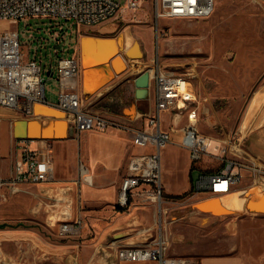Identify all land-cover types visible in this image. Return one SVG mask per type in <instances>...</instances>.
<instances>
[{"label":"rangeland","instance_id":"rangeland-1","mask_svg":"<svg viewBox=\"0 0 264 264\" xmlns=\"http://www.w3.org/2000/svg\"><path fill=\"white\" fill-rule=\"evenodd\" d=\"M120 1L126 3V0ZM103 24L114 27V30L101 32L99 27ZM154 24L147 6L130 9L123 15L122 20H108L94 26L78 24L72 18L59 16L33 15L21 19L0 20V28L19 30L25 54L36 57L42 64L48 98L52 102L56 101L55 91L58 87L55 76L48 74V69H55L63 57L73 54L79 57L83 35L106 34L108 37L114 36L113 39L99 42L92 55L85 54L86 62L90 64L98 59L105 60L113 53L114 47L124 51L126 44L129 47L138 39L144 49L143 57L133 49L131 56L137 58H130L129 65L120 73L127 72L130 82L141 70L137 69L133 62L141 60L144 66L150 61L155 49L159 50L163 63L178 72H185L192 63L195 64V75L191 81L196 95L194 105L198 108L197 125L203 133L213 137L237 133L247 135L250 128L264 122V0H216V8L209 17L161 18L158 28ZM116 65L118 72L125 68L118 62ZM103 68L106 69V65ZM97 77L95 74L90 85ZM86 89L89 87L86 86ZM128 89L125 87V90ZM164 120L165 125L172 124L167 114ZM58 127V134H64L62 127ZM174 130L180 132L179 127ZM75 135L76 132L68 137ZM171 144L165 163L173 167L179 165L178 170L183 173L185 164L179 162L186 160L184 150L179 149L176 141ZM210 161L211 159L204 158L198 164L189 166V177L195 182L203 170L215 168L216 162ZM126 170V166L121 168L122 177ZM177 174L173 173L171 180L174 186L179 184L182 187L185 185V179L181 174ZM191 185L192 181L187 188L183 187L178 192H167L166 195V226L170 235L171 253L197 260L194 255L196 249L205 248L218 254L231 253L237 248L252 255L264 251V212L246 210V201L252 191L247 193L240 187L230 194H238V198L216 199L215 203L229 201L231 205L226 209H218L222 215L213 216L199 214L200 212L194 210L193 206L198 202L195 196L206 195L194 194ZM186 191L188 194L184 197L174 196ZM229 212L233 213L227 214ZM230 219L237 222L235 235L227 226ZM0 223H4L0 228H26L28 231L24 236L0 239L3 258H0V264L132 263L116 258L112 235L104 240L105 245L98 249L94 247L90 257L87 256L88 251L81 256L82 245L78 247V252L72 250L71 245L78 246L85 238L80 234L62 237L58 233V225H49L43 214L32 215L15 211ZM122 234L124 233L119 235Z\"/></svg>","mask_w":264,"mask_h":264},{"label":"built area","instance_id":"built-area-1","mask_svg":"<svg viewBox=\"0 0 264 264\" xmlns=\"http://www.w3.org/2000/svg\"><path fill=\"white\" fill-rule=\"evenodd\" d=\"M259 1V0H255ZM147 6L157 28L161 18L202 19L215 10L216 0H0V20L21 19L27 16H59L72 18L78 24L94 26L108 20H122L130 9ZM140 20L139 18H136ZM18 29L0 28V105L13 109L19 116H34L38 104L62 110L68 126L75 132L116 128L130 133L135 145L146 148L134 153L127 163L118 191V203L128 206L134 201L156 208L154 225L142 228L146 238L136 243L119 244L117 257L128 261H153L154 264H197L185 255L170 254V235L167 230L168 207L163 184L162 150L173 141L175 127L180 128L179 144L189 151L191 162L202 159L216 162L214 169L203 171L193 183L194 194H229L239 187L260 186L264 191V160L252 156L244 148L243 135L226 134L213 137L200 131L197 125L198 108L192 87L195 64L185 72L168 68L155 49L141 72H150V91L155 107L146 113L148 121L142 126L125 115H111L91 108L92 94L81 86V61L77 54L63 57L48 74L57 82L56 101L48 99L45 72L36 57L25 54ZM179 114L177 115V113ZM170 116L171 125L164 124ZM28 139V138H23ZM32 140V139H29ZM46 148H31L23 143L9 178L3 177L0 164V186L15 192L19 185L51 180L55 176L51 142ZM79 179L93 182L88 166L79 162ZM81 214L62 219L58 233L63 237L78 235L83 227ZM140 231V230H137Z\"/></svg>","mask_w":264,"mask_h":264},{"label":"crops","instance_id":"crops-1","mask_svg":"<svg viewBox=\"0 0 264 264\" xmlns=\"http://www.w3.org/2000/svg\"><path fill=\"white\" fill-rule=\"evenodd\" d=\"M113 28L104 24L99 27L103 33L113 31ZM127 46L126 44V48ZM141 47L144 51L142 45ZM79 51L81 86L85 94H92V97H94L91 108L111 115H125L133 118L135 119L134 123L138 126H142L148 121L146 113L152 111L155 107L152 92L150 91L147 97L138 98L135 94V77L132 82H130L127 72L114 77L116 74L110 59H108V64H105L106 69H104V74L107 77L106 81L94 91L86 89L85 69L93 65L83 61L81 44ZM124 59L127 62L125 57ZM94 76L95 74H91L88 77L89 84ZM125 87L129 89L125 90ZM46 91L48 97V88ZM34 116L41 118L43 122L61 116L68 123L67 119L64 118V112L55 106L38 104ZM18 117L21 116L17 115L13 109L0 105V164L3 177L9 178L11 176L14 164L21 154L19 145L26 143L31 148L43 149L48 147V141L51 142V150L54 156L55 176L47 181L20 184L19 189L15 192L8 187L0 186V221L5 219L7 215H12L17 211L32 215L43 214L46 216L49 225L57 226L60 220L73 218L81 214L84 224L80 235L85 239L78 246L76 245L77 247L72 244L71 249L78 252V247L82 245L81 250L83 252L81 256L88 251L87 256L89 257L92 255L94 247L98 249L101 245H105L103 242L110 235L114 238L112 245L116 246L115 255L117 259H119L117 257V246L119 244L136 243L146 238L147 233L141 232V229L154 225L156 208L151 204H143L137 201L128 206H121L118 203V191L123 178L121 168L123 166L127 168L128 160L132 154L145 151L146 148L135 145L130 133L116 128L83 130L76 133L78 138H76V135L72 138L67 136L62 139L40 138L29 140L17 138L14 132V121ZM180 132L174 130L172 135L173 142L176 141L179 149L184 150L186 155V160L179 162V164H185L184 174L178 170L179 165L173 167L171 164L167 163L166 165L165 163L167 151L172 144L169 143L162 150L163 184L166 195L167 192H178L183 187L187 188L191 181V186H193L194 182L192 177H189L190 169L188 167L193 164L189 157V151L179 144ZM243 144L249 154L264 160V122L250 128L247 135H243ZM79 161H83L88 166L93 177L92 183L79 179L77 173ZM206 171L210 170L207 169ZM175 172L181 174L185 179L184 186L180 187L179 184L174 186L171 175ZM13 194L15 195L11 196ZM225 195L227 194L219 196L223 197ZM203 201L201 199L199 202ZM215 212L223 214L219 210ZM199 214L207 215L208 213L200 212ZM227 226L231 233L235 235L237 222L235 223L234 220L230 219ZM119 232L124 234L119 235L121 234ZM27 234L26 228H0V239L20 237ZM116 234L119 236L116 237ZM169 253L176 254L170 251ZM194 255L197 257V264H264V251L252 255L250 252L238 250L237 248L236 251L231 253L218 254L204 248L203 250L196 249ZM77 260L79 261L78 258ZM119 260L132 262L131 264H154L153 261Z\"/></svg>","mask_w":264,"mask_h":264},{"label":"water","instance_id":"water-1","mask_svg":"<svg viewBox=\"0 0 264 264\" xmlns=\"http://www.w3.org/2000/svg\"><path fill=\"white\" fill-rule=\"evenodd\" d=\"M94 37L99 38H108L106 34L94 35ZM82 42V41H81ZM121 46V44H120ZM82 48V45H81ZM136 49L138 55L143 57L144 51L142 50L141 43L138 39H135L132 45L127 47L124 51L120 50L110 56V60L114 65L115 74L118 75L125 71L127 66L129 65V59H136V56H131L132 50ZM123 53V54H122ZM127 59H124V57ZM122 58L124 61V70L118 72V67L116 62H118V58ZM121 66V64H120ZM134 82L136 85L135 94L138 98L147 97L150 93V72L148 69H145L138 73ZM36 108V107H35ZM179 112L177 113V115ZM62 127V135L58 134L59 127ZM14 132L17 138H28V139H62L69 135H73L75 132L74 126L66 123V120L61 116L56 119H47L45 122L41 120V118L37 116H21L15 119L14 121ZM219 195H210L206 197V200L203 202H195L194 210L197 212H205L213 216L222 215L217 214L215 211H218V206L215 203V200L218 199ZM247 210L255 211V212H264V193H259L257 196L252 194L247 200ZM212 213V214H211ZM233 213V212H230ZM227 213V214H230ZM226 214V215H227Z\"/></svg>","mask_w":264,"mask_h":264},{"label":"bare ground","instance_id":"bare-ground-1","mask_svg":"<svg viewBox=\"0 0 264 264\" xmlns=\"http://www.w3.org/2000/svg\"><path fill=\"white\" fill-rule=\"evenodd\" d=\"M89 36V37H88ZM94 35H86V36H82L81 38V41H80V44L82 45V48H81V53H83V61L85 63L86 62V58H85V54L87 55H92L98 48V43L99 42H102L106 39H113V37H108V38H97V37H92ZM117 51H119V49L117 47H114L113 49V53H111L107 60H95L93 62H91L90 64H92L93 66H90L89 68H86L85 69V82H86V86L89 87V89L91 91H94L97 87H99L101 84H103V82L106 80V75L104 74V68L103 66H105V64L107 63L108 59L110 58L111 55H113L114 53H116ZM85 52V53H84ZM124 60L122 58H118V63L121 64V66H124ZM135 63V67L137 69H140L142 64H141V60H136L135 62H133V64ZM108 64V63H107ZM91 74H97L98 77L97 79L95 80V82L90 85L88 83V77L91 75ZM248 122V121H246ZM245 122V123H246ZM245 125V124H244ZM247 128V127H246ZM240 188V187H239ZM238 188V189H239ZM243 189H245L246 191L245 192H250L252 191V194H255L256 196L260 193V192H263V191H260L262 190V188L260 186H252V187H248V188H245L243 187ZM234 192V191H233ZM231 192V193H233ZM231 193L223 196L225 200H231L233 197H236L238 198L239 195L238 194H233V195H230ZM251 194V195H252ZM197 197L196 199L198 200V202L203 199V198H206L207 196H195ZM223 197H219L218 199H222ZM248 200V199H247ZM242 203V202H241ZM229 204L231 205V203H229V201H225V202H222V203H219L217 202L216 205L218 206V209L222 210V209H226ZM246 207H247V201H246ZM247 210V209H246ZM121 233V232H119ZM118 234V233H117ZM116 234V235H117ZM118 236V235H117ZM2 250L0 249V258H2V254H1ZM10 260V259H9ZM7 264V263H6Z\"/></svg>","mask_w":264,"mask_h":264},{"label":"trees","instance_id":"trees-1","mask_svg":"<svg viewBox=\"0 0 264 264\" xmlns=\"http://www.w3.org/2000/svg\"><path fill=\"white\" fill-rule=\"evenodd\" d=\"M188 194V192L180 193V194H175V197H184ZM4 226V223H0V227Z\"/></svg>","mask_w":264,"mask_h":264}]
</instances>
